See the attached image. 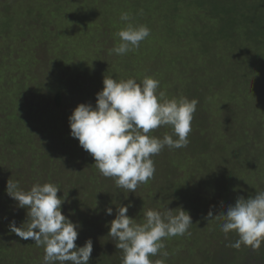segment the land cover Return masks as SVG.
<instances>
[{"label":"rangeland","instance_id":"1","mask_svg":"<svg viewBox=\"0 0 264 264\" xmlns=\"http://www.w3.org/2000/svg\"><path fill=\"white\" fill-rule=\"evenodd\" d=\"M122 12L150 36L125 55L110 54L128 23ZM232 24L240 26L223 38ZM105 75L152 77L165 99L198 101L187 146L152 156L154 176L134 193L102 176L70 136V115L79 104L95 106ZM165 134L171 126L148 135ZM9 179L25 191L36 183L60 189L62 214L79 225L76 245L92 240L89 264H122L108 236L120 206L137 223L149 209L190 214L193 225L164 239L168 256H150L153 262L243 264L238 256L248 246L229 247L239 237L226 235L215 216L264 191V0H0V264H43L44 248L8 227L27 222V210L6 193ZM84 217L91 224L81 231ZM258 255L252 264H264Z\"/></svg>","mask_w":264,"mask_h":264},{"label":"clouds","instance_id":"2","mask_svg":"<svg viewBox=\"0 0 264 264\" xmlns=\"http://www.w3.org/2000/svg\"><path fill=\"white\" fill-rule=\"evenodd\" d=\"M131 19L129 13H121L120 20L128 23L116 33L119 44L109 50L110 54L125 55L150 36L146 25H134ZM158 88L159 81L148 76L137 83L134 78L118 81L105 75L95 106L79 104L69 117L70 136L92 156L101 175L113 178L117 187L129 192L134 193L140 184L153 178L156 169L152 156L165 146L179 149L188 144L198 101L165 99ZM161 126H171L172 134L162 139L148 135ZM59 191L52 183H36L25 191L18 181L9 179L6 193L18 207L27 210V222L17 227L12 221L8 227L18 237L44 248L43 264H89L92 240L81 247L76 245L79 225L62 214L64 199L58 197ZM127 213V206L117 208L108 233L117 242L116 248L122 250V264H165V259L153 262L150 256L159 253L167 258V251H161L165 249L163 240L183 236L193 225L190 214L182 208L167 207L163 212L149 209L144 211L142 223ZM106 214L112 215V209L108 208ZM215 217H223L221 230L226 235L234 231L239 237L229 247L260 248L264 242V191L247 199L240 196Z\"/></svg>","mask_w":264,"mask_h":264},{"label":"trees","instance_id":"3","mask_svg":"<svg viewBox=\"0 0 264 264\" xmlns=\"http://www.w3.org/2000/svg\"><path fill=\"white\" fill-rule=\"evenodd\" d=\"M201 8V7H200ZM244 13V12H243ZM242 12H241V14H239V16H237V17H235V22H237L238 21V19H244L245 18V14H243ZM226 15L227 13H223V14H221L222 16L223 15ZM211 15L213 16V14L211 13ZM248 20H246L245 19V21L243 22V21H241V22H243L242 24L244 25L243 27H246V28H248V26L249 25H245L244 23H246ZM233 25V27L231 28V29H228V31H227V33H226V35L223 37V38H225V39H229V38H232L231 37V34L229 33V31H233V29L235 28V27H238V26H240V25H234V24H232ZM261 31L260 32H257V31H255V33H254V35L255 36H261ZM230 34V35H229ZM220 38V37H219ZM222 38V37H221ZM255 38V37H254ZM203 53V52H202ZM223 53V52H222ZM203 54H205V53H203ZM205 56H207V55H205ZM192 56H190V60H191V62L194 60V59H192L191 58ZM182 60H185L184 58L182 59ZM186 64V63H185ZM191 65V63H188V65ZM190 88H192V86H190ZM198 90H199V88H198ZM189 92H190V89H189ZM196 92H197V90H196ZM195 100H196V98H194ZM55 100H56V104H57V106H61V104H62V102H63V96L61 95V93H57V95H56V97H55ZM191 101V100H190ZM199 116V115H198ZM198 116H193V120H197V118H198ZM195 122V124H197L198 123V120L197 121H194ZM192 123H193V121H192ZM192 125H191V130H192ZM194 128H199V127H194ZM91 168H93V167H91ZM60 198H63V197H61L60 196ZM91 198H93V197H91ZM64 199V198H63ZM80 213H82V212H80ZM81 221H80V223L82 224L81 226H80V230L82 231V230H85V228H87V225H90L91 223L89 222L88 223V219H87V217H84L83 219H80ZM87 220V221H86ZM29 242V241H28ZM246 250V256L245 255H243V251H239V252H237V255L238 254H242L243 256H244V258H242V256H241V258L238 256V261L239 262H241V263H243V264H252V261H251V259L254 257V254H256V255H258V257L257 258H259L258 260H261V259H264V243H261V246H260V248H258V249H255V250H253L250 246H248L247 248H245L244 249V251ZM248 251L251 253V256H250V254L248 253ZM247 254H248V256H247ZM247 257V258H246ZM1 258H4V256L1 254ZM5 259V258H4ZM9 259V258H8ZM9 262H10V260H9ZM19 262V261H18ZM16 264L15 263V260H12V264ZM3 264H5V263H3Z\"/></svg>","mask_w":264,"mask_h":264}]
</instances>
